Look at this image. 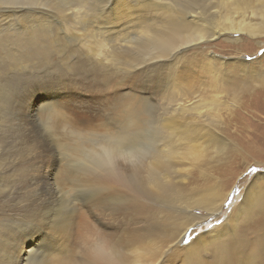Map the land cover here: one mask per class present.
Instances as JSON below:
<instances>
[{
    "label": "bare ground",
    "instance_id": "obj_1",
    "mask_svg": "<svg viewBox=\"0 0 264 264\" xmlns=\"http://www.w3.org/2000/svg\"><path fill=\"white\" fill-rule=\"evenodd\" d=\"M10 3L16 18L0 19V264L186 257L180 241L200 218L192 209L224 210L229 191L213 178L231 157L229 146L220 148L228 143L220 124L253 102L241 99L239 81L257 82L264 97V55L245 59L264 45V0H0V11ZM58 61L69 74L39 85L33 73ZM158 63L169 65L165 76L135 75ZM79 65L105 84L112 66L123 71L122 83H143L115 104L119 126L51 100L69 101L82 78L70 72ZM36 122L59 151L32 131ZM214 150L217 163L207 160ZM186 165L201 166V182L186 186ZM263 175L253 177L242 203L260 195ZM79 192L90 196L80 201ZM219 242L215 261L203 264H263L264 237L243 246L234 232Z\"/></svg>",
    "mask_w": 264,
    "mask_h": 264
},
{
    "label": "rangeland",
    "instance_id": "obj_2",
    "mask_svg": "<svg viewBox=\"0 0 264 264\" xmlns=\"http://www.w3.org/2000/svg\"><path fill=\"white\" fill-rule=\"evenodd\" d=\"M14 4L15 3H10L8 5L2 4L3 6H5V9H2V11H0V19L5 16H9L8 18L12 17L11 19L16 18V14H14L12 8L6 9L9 5L17 6V4ZM127 32L132 33L135 32V30L129 29ZM125 34L127 33L125 32ZM247 44L253 46V44L251 43ZM74 45L76 44L74 43ZM222 45L224 46L228 44L222 42ZM75 47L77 49L79 48V46L77 45ZM248 48L249 47L245 46V49ZM79 49L81 50L78 51L79 55H82L83 51L81 48ZM221 51L223 53L222 56L224 55L223 57L228 58L230 56L228 54L231 50L228 49V47H222ZM263 55L264 45L262 47L254 49L252 51V54H246L245 59L247 61H252L255 59L258 60ZM248 57H252V59L250 60L248 59ZM54 59L57 61V56H55ZM185 59L186 58H181L180 60L183 61ZM58 64L62 67L63 65H65V62H59ZM39 66L43 67L44 63L42 62V64H40ZM112 67L111 69L108 68L109 77L107 80V84H105L106 81H101L100 74L93 70L91 71L92 73L90 74V76L85 78V80L87 79L86 82H81L82 78H78L79 85L74 91H72L69 101H67V99L64 98L62 95L53 96L51 100H58L62 103H69L75 106L82 112V115L89 116V118L94 122L99 120V122L110 125L112 127L119 126L120 120L118 119V113L120 109L117 108L115 104L122 98L123 94H125L126 92L132 93L137 92V90L139 89L141 90V88L139 87L143 83H141L140 86L138 84L130 83L129 78H127L122 83L121 77L124 74L121 73L123 71L120 72L117 69L114 70V68ZM62 68L67 69L65 68V66ZM33 69L37 70L36 67H34ZM160 75L165 76V71H163ZM42 82L43 81H40L39 85L44 84V82ZM144 84L150 86L151 88V83ZM256 84L257 82H254L252 80H248L243 84L241 83V80L239 81L237 89L244 87V90L240 92L241 99L243 98V101H245V103L251 99L253 100V102L247 103L245 107H243V105H239L238 107L233 108L231 114L227 116L225 122L220 124L223 128V132H225V135L228 139V143H226V145H223L221 143L220 148H227L229 146L231 149H229V151L227 150L228 154H230L231 156L229 162L225 165V167H223L225 162L221 165L218 164L214 168L213 175V178H216L217 180L218 178H221V180L218 181H222L223 183V194L229 191L224 202V210L222 213L216 212L215 214H212L210 216V214H208V212L210 211H206V209L204 208L192 209V213H198L200 218L195 227L188 233H186V235L180 241L181 249H187V246L189 244L199 243L200 254L197 260L195 261V263L197 264H203V262L206 261H215L213 257L217 255V242L224 235H234L235 232V235L238 236V242H240V245L243 246H247L248 244H250V242L255 239L264 237V213L257 210L250 217L247 216L242 218L243 223L237 226V223L234 222L232 219V213L228 210L229 208H231L233 211H235L242 204L248 184L251 182L255 175L264 172V97L259 98V95L257 93L259 86L255 87ZM42 90L46 91L45 89H42V87H39L36 92H43ZM232 92L233 90H230V93ZM32 94L28 92L26 93V96L29 97ZM147 95L150 94H146L145 96L147 97ZM78 96H81V98H79ZM229 97L230 94H226L225 99H229ZM153 98H151V101L153 100L152 102L154 104L156 98ZM257 101L259 102L257 103ZM42 102H44V100ZM36 103H39V100ZM236 108L238 109L236 110ZM235 112L237 114V118L236 120H233L232 117ZM36 123L37 125L41 126L36 127L35 125V127L32 128L34 129L32 131L35 133L40 132L38 133V135L41 134L42 138H45L48 141V144L51 146V149L59 151L60 148H57V142L54 143L52 137L49 136V132L46 129L44 122ZM57 135L59 136V138H61L60 134ZM203 145H205V143ZM232 147H236V150H233ZM217 159V151H210L207 160L217 163ZM200 167L197 168L195 166L186 165V186L191 187L202 179L201 172L199 171ZM249 169H255V171H249ZM262 179L264 180V175ZM237 188H239L238 193L236 192ZM89 196V192H87L86 194L84 192L78 193V198L80 199V201H84L85 197L88 198ZM229 197L231 198L230 204L228 203L227 199ZM225 205H227V207H225ZM81 210H86L85 202L82 204ZM217 220H219L221 223L218 224ZM209 224L213 225L211 229L208 227ZM185 240H187L188 243H185ZM181 249H179V251ZM262 258L264 264V257ZM158 262L163 264H180L182 262L190 264V262L186 260L185 255L182 258H172L170 255H167ZM234 264L244 263L236 262Z\"/></svg>",
    "mask_w": 264,
    "mask_h": 264
},
{
    "label": "snow or ice",
    "instance_id": "obj_3",
    "mask_svg": "<svg viewBox=\"0 0 264 264\" xmlns=\"http://www.w3.org/2000/svg\"><path fill=\"white\" fill-rule=\"evenodd\" d=\"M248 59H252V57H248ZM167 63H158L154 64L151 68H144L142 72H136L135 75L139 77H147L156 74L157 72H163L168 68ZM0 72H3V68H0ZM69 74L68 70H65L60 67V65L57 63L55 65L47 66L43 69H39L38 71H35L33 73L35 79L40 81H50L54 82L58 80L59 78ZM71 75H79L82 78H87L91 74V69L87 65H79L75 69H72L70 72ZM261 74H264V68L261 69ZM249 171H255V169H249ZM257 191L260 193L259 196H256L255 193H253L252 197H245V202L242 203L235 211H233L231 208H229V212L232 213V219L234 222L237 223V226L239 224L243 223L244 217H247L251 215L252 213L259 210L260 212L264 213V186H261L257 189ZM236 192H239V188L236 189ZM228 203H231V198H227ZM227 207V205H225ZM217 223H221L219 220H217ZM208 227L211 229L213 225L209 224ZM228 238H226L227 240ZM185 243H188L187 240H185ZM3 242L0 241V247H2ZM223 242H217V246H221ZM181 253H186V260L190 262V264H195V261L197 260L199 254H200V245L199 243L196 244H190L189 248L187 249H181Z\"/></svg>",
    "mask_w": 264,
    "mask_h": 264
}]
</instances>
